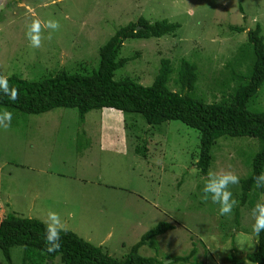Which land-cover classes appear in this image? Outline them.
<instances>
[{"label":"rangeland","instance_id":"obj_1","mask_svg":"<svg viewBox=\"0 0 264 264\" xmlns=\"http://www.w3.org/2000/svg\"><path fill=\"white\" fill-rule=\"evenodd\" d=\"M8 1L0 3V73L7 77L37 79L57 62L59 67L81 62L93 69L100 48L119 28L140 18L168 21L179 25L172 35L125 42L120 58L128 63L118 74L150 86L162 59H170L176 70L169 87L175 91L173 79L184 59L198 67L194 97L211 104L222 99L212 80H223L227 62L239 49H248L247 32L259 23L264 36V0ZM32 18H54L61 25L39 49L30 48L25 38V24ZM232 26L247 31L237 33ZM260 93L257 106L264 109V86ZM12 114L11 126L0 128L1 218L10 213L43 222L49 210L55 211L67 230L119 260L166 222L174 228L158 236L155 246L146 241L141 256L157 264H232L229 257L254 264L246 260L258 249L251 209L241 207L237 223L234 211L219 216L218 206L201 200L198 131L180 121L150 126L140 114H126V120L113 109L92 111L84 123L76 109ZM260 149L258 139H220L211 169L232 170L242 180L250 174L243 162ZM240 186L231 187L237 206ZM193 250L189 262H174ZM23 257L21 248L12 249L13 264H28ZM0 264H10L1 251Z\"/></svg>","mask_w":264,"mask_h":264},{"label":"trees","instance_id":"obj_2","mask_svg":"<svg viewBox=\"0 0 264 264\" xmlns=\"http://www.w3.org/2000/svg\"><path fill=\"white\" fill-rule=\"evenodd\" d=\"M20 3L24 4L22 1ZM240 11L244 13L242 6ZM177 28V23H151L140 18L119 28L100 48L99 63L93 69L81 62L61 67L57 66V62L53 69L45 66L44 74L37 79L29 80L16 74L11 75L8 77L9 83L19 90L20 97L18 101L12 102L7 96L0 95V111L6 109L11 113L39 115L59 108L76 109L84 123L86 115L92 111L113 109L124 113L126 120L129 119L126 114H140L150 126L180 121L199 133L196 167L203 177L211 169L214 162L213 150L220 139H258L260 151L254 157H247L246 163L243 162L250 168V174L240 180L241 193L236 195L240 203L234 212L237 213L239 223L241 207L251 209L264 195V189H256L253 180L255 175L264 171V109L257 106L261 97L260 90L264 86L263 30L257 23L254 29L247 32L248 49H239L236 58L232 59L234 61L227 62L225 67L228 71L223 80V76L212 80L211 87H218L222 99L208 104L194 97L193 92L199 82L196 63L181 60L177 79H173L178 87L175 91L169 87L176 70L170 59H162L159 73L150 86L141 85L130 77L118 74L128 63V59L120 58L127 40L159 39L174 34ZM231 29L237 33L247 31L242 26H232ZM243 63H247L245 71L236 72L237 67ZM31 68L35 69L36 64L31 65ZM173 228L170 223H160L146 233L124 259L119 260L102 247L93 245L69 230L61 233V250L48 253L43 242L44 223L9 213L4 218L0 217V251L10 264H13L12 249L15 247L22 249L23 258L28 264H157L156 259L141 256L140 248L146 241L155 246L156 238ZM195 254L196 251L193 250L189 256L175 258L174 262L187 263ZM229 260L232 264H245L244 260L234 257H229ZM246 260L264 264V232L258 237L257 251L247 255Z\"/></svg>","mask_w":264,"mask_h":264},{"label":"clouds","instance_id":"obj_3","mask_svg":"<svg viewBox=\"0 0 264 264\" xmlns=\"http://www.w3.org/2000/svg\"><path fill=\"white\" fill-rule=\"evenodd\" d=\"M3 0H0L2 2ZM61 25L58 20L49 18L41 20L32 18L30 22L25 24V38L29 42V47L39 49L42 42L47 39L49 42L53 39V33L59 31ZM48 30V35H43ZM0 95L7 96L12 102L19 100L20 92L18 89L10 85L9 78L0 73ZM13 114L6 109L0 111V128L7 130L11 126ZM256 189H264V171L253 177ZM240 177L232 170H213L210 169L204 177L203 187L201 189V200L208 202L209 200L218 205L219 216H229L233 213L237 206V201L233 197L231 187L238 185ZM250 217L252 220V233L259 237L264 232V199L258 200L251 208ZM44 223L43 242L45 250L48 253H55L62 248L61 233H66L67 229L60 215L52 210L46 214Z\"/></svg>","mask_w":264,"mask_h":264}]
</instances>
